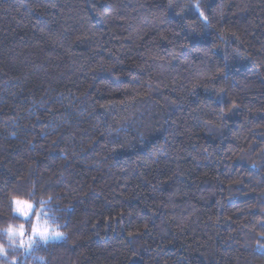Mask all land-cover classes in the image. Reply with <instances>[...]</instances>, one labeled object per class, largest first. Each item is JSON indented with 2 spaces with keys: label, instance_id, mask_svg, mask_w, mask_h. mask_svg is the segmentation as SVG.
<instances>
[{
  "label": "trees",
  "instance_id": "1",
  "mask_svg": "<svg viewBox=\"0 0 264 264\" xmlns=\"http://www.w3.org/2000/svg\"><path fill=\"white\" fill-rule=\"evenodd\" d=\"M13 197L62 238L9 247ZM0 244L264 264V0H0Z\"/></svg>",
  "mask_w": 264,
  "mask_h": 264
},
{
  "label": "snow or ice",
  "instance_id": "2",
  "mask_svg": "<svg viewBox=\"0 0 264 264\" xmlns=\"http://www.w3.org/2000/svg\"><path fill=\"white\" fill-rule=\"evenodd\" d=\"M198 7V5H197ZM201 16H204V13L201 12L200 13ZM12 203L15 205H19L21 203H26V202H22L19 200H16L15 198H13ZM27 207L29 209L28 213L24 214V218L28 219L29 216H34L35 220L32 224V228H31V232L29 234L26 235L25 229L23 227V225H21V228L18 232H9V236H11L14 240H19V246L20 247H32L34 243H36L37 241L40 242H47L49 239L55 238V239H59L62 238L63 233L61 232H57V233H53L52 231H50V229L48 227H41L40 223V211L36 210L33 211L32 210V204L28 203ZM25 241H27V243H25ZM0 256H7V251L6 248L0 244Z\"/></svg>",
  "mask_w": 264,
  "mask_h": 264
},
{
  "label": "clouds",
  "instance_id": "3",
  "mask_svg": "<svg viewBox=\"0 0 264 264\" xmlns=\"http://www.w3.org/2000/svg\"><path fill=\"white\" fill-rule=\"evenodd\" d=\"M15 198L16 200H19V201H22V202H26V203H21L19 205H15L13 204V212L15 214V217L17 219L19 218H24V214L25 213H28L29 209L27 207V204L28 203H31L32 204V210L34 211V205H36V207L39 208V211H40V220H41V223H40V226L41 227H48L50 226V221L46 218H44L45 216V213H44V206L47 205L48 201L47 199H44V200H39V201H33V202H29L28 199H22V198H19V197H13ZM28 224L29 225V231L31 232V228H32V216H29L28 219H26L24 222H21V223H18L16 225H13V224H8L6 227H4L2 229L3 233L5 234L6 236V239H7V245L9 247H12V246H17L19 247V244H17V240H14L11 236H9V232H18L21 228V225H23L24 229H25V225ZM53 233H57L59 231L56 230V228H52L51 230ZM25 243H27V241H25ZM43 259V258H41Z\"/></svg>",
  "mask_w": 264,
  "mask_h": 264
},
{
  "label": "rangeland",
  "instance_id": "4",
  "mask_svg": "<svg viewBox=\"0 0 264 264\" xmlns=\"http://www.w3.org/2000/svg\"><path fill=\"white\" fill-rule=\"evenodd\" d=\"M35 218H33V222H34ZM53 227L49 226L50 231L52 230ZM57 230V229H56ZM58 231V230H57ZM30 232V231H29ZM60 232V231H59ZM49 240H56L55 238L49 239Z\"/></svg>",
  "mask_w": 264,
  "mask_h": 264
}]
</instances>
